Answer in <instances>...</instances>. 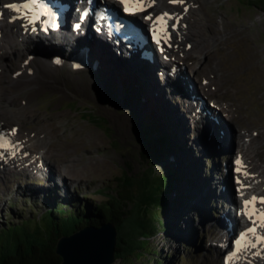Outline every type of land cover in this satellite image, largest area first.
<instances>
[{"label":"rangeland","instance_id":"374dc122","mask_svg":"<svg viewBox=\"0 0 264 264\" xmlns=\"http://www.w3.org/2000/svg\"><path fill=\"white\" fill-rule=\"evenodd\" d=\"M5 1L10 0H0V6ZM197 1L200 5L193 19L197 20L192 24L193 40L195 43L202 41L197 37L200 30H205L202 32H206L209 45L201 49L204 56L199 57L196 50H191L185 63L196 71L198 81L202 78L210 81L202 92L206 99L217 100L221 105H231V109H235L236 117L227 120L226 124L222 123L224 117L219 115L223 128L215 127L209 120L204 126L192 121L178 102L179 91L171 88L176 82L170 84L164 76L160 79L150 72L140 76L135 74L140 82L122 78L105 72L91 57L90 67L78 70L65 63V67L61 66L52 75L47 74V78L37 79L30 88L16 90L17 84L12 87L10 81L19 76L18 68L37 58L68 57L28 54L24 49L25 42L13 55L14 44L10 49L7 46L0 51V121L8 126L16 125L22 134L37 133L33 139L36 141L35 152L46 151L45 161L55 167L54 170L58 169L56 166L60 162L70 170L69 176L62 178L57 176L59 171L53 175L51 169V179L44 169L30 174L18 169L0 172V228L27 219H33L30 225L34 227V219L53 209L54 202L63 205L61 210L70 212H77L81 205L97 206L121 189L119 178L123 174L136 180L145 175L151 181L175 173L176 194L172 188L168 196L171 203L178 202V199L180 202L167 211L155 207L148 211L168 225L169 230L148 238L146 250L124 261L116 260L114 264H158L157 259L163 264H220L215 249L211 248L218 234L211 227L217 226L216 223L210 225V221L218 217L220 205L215 200L219 182H222L214 178L220 174L219 158L233 149L222 151L226 140L219 132L220 129L232 132L228 130L231 126L235 131H249L248 137L262 139L264 0ZM31 54L34 57L29 58ZM93 71L98 74L93 75ZM92 76L97 87L99 78L109 89V93L97 95L98 100L90 95L96 92ZM82 81L83 91L71 89L70 83ZM141 83L143 91L139 88ZM188 83L197 86L191 78ZM33 90L37 93L29 100L28 94ZM3 92L6 94L2 95ZM9 93L13 97L11 103L5 97ZM88 108L96 117H102L105 125L81 119L85 117L83 112H90ZM151 111L170 140V153H158L157 157L152 150L148 151L146 141L143 145L141 134L136 132L137 117H141L144 127ZM116 116L126 117V121L122 122ZM38 141H46L48 145L44 147ZM140 147L145 154L140 153ZM259 148L258 158L264 164V146ZM212 211L215 214L212 215Z\"/></svg>","mask_w":264,"mask_h":264},{"label":"bare ground","instance_id":"6f19581e","mask_svg":"<svg viewBox=\"0 0 264 264\" xmlns=\"http://www.w3.org/2000/svg\"><path fill=\"white\" fill-rule=\"evenodd\" d=\"M15 1L20 2L21 0H10L8 2H5L4 4L12 3ZM154 1L156 4L154 6H152V9H157V8L169 9V10L175 9L176 10V12H175L176 16L183 14L185 11L189 10L188 13H189V15H191L189 18L190 22L188 21L189 24L187 23V21H184L183 17H182V23L187 24V26L185 28H183L181 21H180L179 30H177L171 34V37L173 40V44L171 46H173V47H171L169 49V51H170L169 56H170V58H174L173 61H170L171 64H175V63H177V61H183V59L181 57L183 55H188L191 50H193V51L196 50L199 57L204 56L205 54L203 52H201V49L203 47H206L209 45V43L207 42L206 34H205L206 32L203 33L205 30H202L203 32L201 30H200V32L198 31L200 33V35H198L197 38H202L203 39L202 41L199 40V42L195 43V40H193V36H195V32H194V29H192L193 28L192 24L196 20V19L195 20H193V19H194V17H196V16H194V15H196V11H198V9L194 10L193 4L197 5L199 7V5H200L198 3L199 1L187 0V2H185V5H183V6L177 5L176 8H173L170 5H168L167 0H154ZM3 5L0 6V11H4L5 13L9 12L10 13V14L8 13L9 17L17 15L15 13H12L11 10L4 9ZM186 7H188V9H186ZM191 20H193V21H191ZM196 22H197V20H196ZM201 23H200V25H201ZM20 24H21V22H17V21H13L10 24H8V23L0 24V32H1V35H0V51L7 46H8V49H10V47H12V45L14 44V49L12 50V55H13L15 52H17V50H19V47L25 42L24 43L25 44L24 49L28 52V54H29V52H34L33 54H37V55H41V56H43L45 54H48V55L50 54V56L62 55V56L69 57V55H73V54L77 53L79 50H81V54H82V58H83L82 60H84L85 62H88L89 58L91 57L93 59H96L95 60L96 64L98 63L100 68H102L105 72L116 74L122 78L124 76L125 78H127V79L130 78L131 80L137 79L138 82H140V79L137 78L136 75L140 76V75H143L144 73L148 74L150 72V71H148L149 68L146 69L144 67L145 64L140 65L141 62H139L138 60L135 61L133 54L130 53L129 55L126 56L123 53L127 50L113 46L112 44L110 45L107 42L101 40L99 37L92 36V34L89 33V31H87V33L84 34L83 36H81L79 38H75L74 40H72L70 38V35L67 32H64V33H62L61 36L54 37V38L41 37L40 34L30 36L28 34L27 30L24 29V27H22V29L20 28V26H19ZM202 25L204 26L205 24H202ZM208 25L210 26V24H208ZM201 28H204V27H201ZM204 29H207V28H204ZM213 33H215V32H213ZM16 40L18 41V43L16 42ZM188 44H191L190 50L186 49ZM174 47H176V48H174ZM196 56H197V54H196ZM199 57L197 58L198 60H200ZM37 59L38 60L34 59L27 66H23L22 68H18L19 76L16 75L15 80L10 81V85L12 87L14 86V84H17L16 90L18 89L20 91H23L25 89L30 88L31 85L34 84L33 82H35L37 79L39 80L41 78H47V74L52 75L53 73L58 72L60 69V66L65 67V63H62L61 65L55 67L53 65L54 64L52 61L53 59H49V58H43V59L37 58ZM246 61L248 62V60H246ZM90 66L91 65H89L88 67H90ZM96 69H98V68H96ZM190 70H191V72H194V70H192V69H190ZM93 73H94L93 75H96L95 73L98 74V71L97 72L93 71ZM91 79L93 81V85L95 86L94 90H96V92L93 90L94 93L90 94V95H92V98L94 95V97L97 98V100H98V97H100L101 94L109 93V89L107 88V85L105 83L101 82V80L99 78H97L99 87H97V84L95 83V79H93V76ZM91 79H88V80L91 81ZM176 81H177V84L179 86H182L183 83L185 82L183 80V78L181 77L180 71H179V74L177 76ZM83 82L84 81H82L81 83H78V82L77 83L76 82L70 83L71 89L83 91L85 89V87L83 86L84 85ZM196 84H197V86L192 84L193 85L192 88H190L189 85H186L188 87L187 93L189 95V100L191 103L192 102L194 103V101H195L194 92H197L198 89L201 90V89L206 87V86H202V88H200L201 84L199 82ZM139 88H140V90L143 91V83H141V87L139 86ZM171 88L176 89L175 87H172V86H171ZM206 89H207V87H206ZM36 93H37V90L31 91L28 94L29 100H32L33 96ZM184 93H186V92H184ZM5 94L6 93L3 92L2 95H5ZM97 95H99V96L97 97ZM5 97H6V101H8L10 103L12 102L13 97H12L11 93H9ZM128 103L130 104L129 105L130 107L133 106L130 101ZM219 107H220L219 109L221 111L220 114L224 115V117H226V118L228 117L230 121L234 117H236V111H235V109H233V110L231 109V105H228V106H220L219 105ZM127 108L129 110L131 109L129 107H127ZM132 109H135V107H133ZM135 110H134V112H137ZM0 113H1V111H0ZM196 114L200 115L198 112H196ZM202 116H206V115H202ZM206 117H208V116H206ZM115 118L120 119L122 122L126 121V119H125L126 117L120 118V116H116ZM206 119L209 120V118H206ZM2 122L3 121H0L1 125L3 127H7L6 126L7 124H5V122H3L4 124H2ZM228 130H230L232 132H229L226 130L227 131V133H226V131H224V129H222V131L219 132L220 137L223 136V138L226 140V141H224L225 146L222 147V151L223 150L229 151L230 149H233L232 153L236 156V158L234 159L233 164L229 165L230 167L228 165H227V167H223V171H224V169L229 167L228 171L230 172V170L232 168L231 177H232L234 187L235 186L242 187V192L253 190L260 197L264 198V166H263L264 164L260 161V158H258L259 153H260L258 151V149H260L259 147L262 148V146H264V132H261L262 139L257 140L256 138H254L252 136H250V137L247 136V135H249V131L247 132L243 129L242 130L244 132H242L241 130L235 131V129H233L231 126H230V129H228ZM33 133H34V135H33ZM33 133H32L33 136L30 133L22 135V134H19L17 132L14 134L15 140L19 143L18 146L22 147V149H23L22 154L27 155V158L23 157V155H22V157H15L14 159L4 157L5 161L0 159V172L6 173V172H9L11 170L13 171V169H18L24 173L30 174L32 172L36 173V172L41 171V169H44L45 172L49 176V172L52 169L53 171H51V172L53 173V175H56V172L59 171L57 176H61L62 178L69 176L68 172H70V170L68 169V167L63 165V163H62V165H60V163H61L60 162V163H58L57 166L55 164V166L58 169L54 170L55 167L53 168L52 166L47 164V161H45L46 160L45 159L46 151L40 152V150H39V152H35V150H33L34 147L36 146V141H34L33 139L35 137H37L36 136L37 133H35V132H33ZM244 133H246V134H244ZM250 133H252V132H250ZM241 138H246L247 140L244 139L242 142L238 141V139H241ZM77 139H78V136L76 137V140ZM38 143L42 144L43 146L48 145V143H46V141H38ZM237 161H239V163H237ZM258 162H260L261 164L258 165L257 164ZM49 178L51 179L52 177L49 176ZM223 179H221V180H223ZM221 183L222 182H219V184H221ZM221 194H224L223 199H224V203L226 205L225 206L226 208H223L222 212H220V217H219L218 221L215 223L218 227L223 226V224L226 223L225 217H230V219L232 218L231 221H232L233 226H234L233 229H236L239 226V221L236 225V222H235L236 218L233 216L231 217L232 210H230V209L227 210L228 205H229L228 204L229 202H227V201L229 200L230 196L225 193V190H223L222 186H220L218 196H217V200L221 198ZM234 198H235V195H234ZM224 235L227 236L228 232L225 231ZM225 241L222 242L223 245H225ZM263 253H264V248H262L260 250L259 254H257L256 250H252L250 252H247V254L243 258L241 256L234 258L233 260H231L230 264H264V254ZM256 254H257V256H256Z\"/></svg>","mask_w":264,"mask_h":264},{"label":"trees","instance_id":"16d2710c","mask_svg":"<svg viewBox=\"0 0 264 264\" xmlns=\"http://www.w3.org/2000/svg\"><path fill=\"white\" fill-rule=\"evenodd\" d=\"M153 115L151 111L146 116L144 132L152 153L157 157L158 153H170V140ZM176 177L175 173H168L167 176L148 181L145 175L136 180L125 174V179L120 182L121 189L115 196L97 206L88 208L81 205L77 212H70L61 210L63 205L54 202L53 209L34 219V227L30 225L33 219L10 223L0 228V264H61V258L55 253L61 237L70 236L87 226L99 227L104 223L115 225V259L124 261L146 250L148 238L169 230L168 225L148 211L150 207L167 211L180 202L178 199L173 204L168 196L172 188L176 194ZM157 261L163 264V261Z\"/></svg>","mask_w":264,"mask_h":264},{"label":"water","instance_id":"95a60500","mask_svg":"<svg viewBox=\"0 0 264 264\" xmlns=\"http://www.w3.org/2000/svg\"><path fill=\"white\" fill-rule=\"evenodd\" d=\"M54 66L57 67L56 65ZM88 110L90 112H83L85 116L84 118L86 119H81L86 120L89 123L105 125V120L102 117H96L93 110L89 108ZM86 116L90 117L87 118ZM140 119L141 117L138 116L136 132L141 134L143 145L146 141V148L150 151L152 149L148 144V137L143 132L145 126L143 127ZM140 149V153L145 154L143 148L140 147ZM144 174H146V171ZM124 179L125 174L119 178V181L121 182ZM116 243L117 230L115 225L112 223H104L99 227L87 226L70 236L61 237L56 244L55 253L61 258V264H114L116 262Z\"/></svg>","mask_w":264,"mask_h":264},{"label":"snow or ice","instance_id":"6c2138e0","mask_svg":"<svg viewBox=\"0 0 264 264\" xmlns=\"http://www.w3.org/2000/svg\"><path fill=\"white\" fill-rule=\"evenodd\" d=\"M39 2H40V0H29V3L33 4V5L38 4ZM119 2H120V4H122L124 6V11L126 13L136 15V14L146 10V8H145L146 3L147 4L154 3V0H119ZM170 2L183 3V0H170ZM88 3H92V0H88ZM5 7L9 8L10 10L17 11V12L20 10V8L17 4H8V5H5ZM28 7H29V4L26 3L24 5V8L27 9ZM47 14L52 15V13H47ZM0 15H2V14H0ZM84 15H87V13H84ZM168 15H169L168 13H164L161 16L156 17V21H158L159 24L162 26L165 23L163 17L168 16ZM145 19L152 20L153 18L151 16H147V17H145ZM76 27L79 28L80 25L77 24ZM153 38L158 45H160L162 43V37L156 33L155 28L153 29ZM161 50H163V49H161ZM57 62L59 63V61H57ZM237 163H239V161H237ZM254 200H255V198H254ZM262 201H264V198H262ZM247 203L248 202H246V204ZM248 215H249V218H251L252 214L248 213ZM260 220H261V223L264 224V216L260 217ZM248 231L254 233L255 228H251ZM261 239H264V238H261Z\"/></svg>","mask_w":264,"mask_h":264}]
</instances>
